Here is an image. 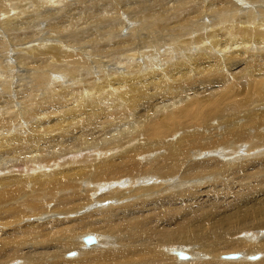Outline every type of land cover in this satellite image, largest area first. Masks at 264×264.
I'll return each mask as SVG.
<instances>
[{"label": "bare ground", "instance_id": "6f19581e", "mask_svg": "<svg viewBox=\"0 0 264 264\" xmlns=\"http://www.w3.org/2000/svg\"><path fill=\"white\" fill-rule=\"evenodd\" d=\"M2 172L0 264H264V0H0Z\"/></svg>", "mask_w": 264, "mask_h": 264}, {"label": "rangeland", "instance_id": "374dc122", "mask_svg": "<svg viewBox=\"0 0 264 264\" xmlns=\"http://www.w3.org/2000/svg\"><path fill=\"white\" fill-rule=\"evenodd\" d=\"M6 170V169H5ZM8 170H10L11 171V169H8ZM1 171H4V170H1ZM2 176H5V173L4 172H2V173H0ZM1 176V177H2ZM193 183H195V182H193ZM198 187H200V186H198ZM33 222H38V221H33ZM40 222V221H39ZM47 221H42L41 223H46ZM176 247V248H175ZM172 248H175V249H179V250H181L182 252H184V253H186V254H188L187 252H185V251H183L184 250V248L185 247H182V246H180V245H177V246H174V247H172ZM181 248H183V249H181ZM187 249V248H186ZM187 251V250H186ZM189 252V251H188ZM75 252H73L72 254H74ZM76 254V253H75ZM235 253H233V254H229V255H234ZM189 255V254H188ZM228 255V256H229ZM176 259L178 260V258L176 257ZM179 261V260H178ZM193 261V260H192ZM188 262H190V261H188ZM178 263H186V262H178Z\"/></svg>", "mask_w": 264, "mask_h": 264}]
</instances>
